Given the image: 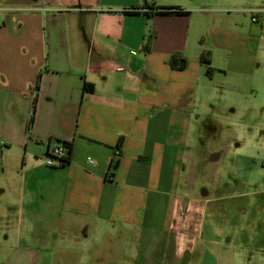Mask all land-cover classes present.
<instances>
[{"label":"crops","instance_id":"1","mask_svg":"<svg viewBox=\"0 0 264 264\" xmlns=\"http://www.w3.org/2000/svg\"><path fill=\"white\" fill-rule=\"evenodd\" d=\"M263 5L0 0L2 176L11 155L23 167V178L12 175L1 186L20 205L13 211L22 218L19 232L27 233L23 245H0L9 248L4 264H45L52 240L42 233L65 232L72 234L74 264H264V244L254 234L243 240L209 193L196 198L181 186L198 103L248 97L249 83L259 84L264 17L253 23L243 11ZM172 8L187 14L148 15ZM175 54L187 60L184 71L171 68ZM232 76L235 84L204 92L216 78ZM85 83L93 93H84ZM58 142L73 145L71 162L48 168ZM113 160L119 166L111 178ZM36 199L42 209L31 210Z\"/></svg>","mask_w":264,"mask_h":264},{"label":"rangeland","instance_id":"2","mask_svg":"<svg viewBox=\"0 0 264 264\" xmlns=\"http://www.w3.org/2000/svg\"><path fill=\"white\" fill-rule=\"evenodd\" d=\"M262 55L264 57V50ZM257 77L258 85H248V92L251 85L254 86V92L248 97L211 96L198 103L186 146L181 186L196 198L209 193L214 199L213 206L228 212L234 226L244 235L243 240L254 234L253 239L264 244V71ZM235 80V76L228 80L218 77L204 92L210 93L214 88L221 90L225 84H235ZM4 167L5 159L0 153V211L18 210L20 205L11 203L1 185L12 175L23 178L21 158L11 155L5 177L2 176ZM33 185L37 186L35 180H32ZM38 201L31 210L42 209ZM21 219L14 211L8 216L0 213L1 246L5 243L11 248L26 243L27 233L19 232ZM42 235L52 240L51 258L45 264H74L68 253L71 233ZM8 251L9 248L0 249V264H4Z\"/></svg>","mask_w":264,"mask_h":264},{"label":"trees","instance_id":"3","mask_svg":"<svg viewBox=\"0 0 264 264\" xmlns=\"http://www.w3.org/2000/svg\"><path fill=\"white\" fill-rule=\"evenodd\" d=\"M187 13L183 12L180 9H157L155 12H152L148 14L149 16H168V15H185ZM150 43H151V38H149L147 46H146V52L150 51ZM201 62L204 65H210V61L207 56L203 55L201 57ZM170 66L173 70H179V71H184L187 67V60L183 59L180 57L179 54H175L172 56L170 60ZM212 72L211 68H208L207 73L210 74ZM40 79L41 77L39 76L37 84H36V96L33 101V111H32V117H31V122H30V127H32L35 119V113H36V106H37V101H38V92H39V86H40ZM94 92V86L88 83L84 84V93H93ZM67 149V154L66 157L63 160V165L61 167H65L70 164L71 158H72V151H73V145L67 142H63ZM123 141L120 140L117 150L118 154H121V147H122ZM119 166V160H113L110 169H109V174L110 177L113 178L116 170L118 169Z\"/></svg>","mask_w":264,"mask_h":264},{"label":"built area","instance_id":"4","mask_svg":"<svg viewBox=\"0 0 264 264\" xmlns=\"http://www.w3.org/2000/svg\"><path fill=\"white\" fill-rule=\"evenodd\" d=\"M251 17L253 23H258L262 17H264V5L259 8H253L243 11ZM67 149L63 142L54 144V147L48 152L46 157V166L48 168H59L63 165V160L66 157ZM118 156V152H116ZM92 160H89V164H93Z\"/></svg>","mask_w":264,"mask_h":264}]
</instances>
